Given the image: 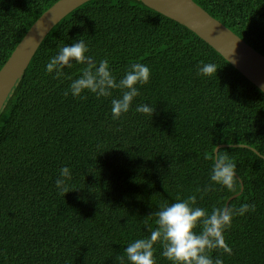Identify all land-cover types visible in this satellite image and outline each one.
Returning a JSON list of instances; mask_svg holds the SVG:
<instances>
[{"label":"trees","instance_id":"trees-1","mask_svg":"<svg viewBox=\"0 0 264 264\" xmlns=\"http://www.w3.org/2000/svg\"><path fill=\"white\" fill-rule=\"evenodd\" d=\"M57 1L0 0V69ZM193 1L264 55V0ZM81 38L117 79L132 63L150 69L118 119L112 97L64 95L84 65L58 78L44 70L59 47ZM201 62L217 73L198 75ZM141 103L152 116L134 111ZM217 154L236 165L232 190L209 180ZM62 166L71 171L65 195L55 188ZM190 195L209 212L254 205L224 232L231 254L209 255L264 264V94L195 33L142 2H86L46 36L0 112V264H121L127 244L156 227L160 205ZM160 251L157 242L156 264H169Z\"/></svg>","mask_w":264,"mask_h":264},{"label":"clouds","instance_id":"clouds-1","mask_svg":"<svg viewBox=\"0 0 264 264\" xmlns=\"http://www.w3.org/2000/svg\"><path fill=\"white\" fill-rule=\"evenodd\" d=\"M88 44L84 39H76L71 44L59 47L56 53L48 58L44 65L47 74L54 78L63 75L64 68H72L73 64H82L80 74L71 79L64 95L73 98L81 97L87 92L96 98L112 97L110 113L112 119H118L129 112L133 101L139 95L138 85L148 83L150 69L144 63H132L122 77L117 79L108 60L93 61L88 55ZM215 63H203L197 69V74L211 77L217 73ZM120 90L118 96H113V90ZM259 91L264 94V85ZM134 111L141 114L153 115L154 109L150 104H137ZM71 171L67 166L58 170L55 179V188L61 195L70 192L68 181ZM209 180L212 184L232 190L237 182L236 165L226 156L217 154L212 164ZM208 188H205L207 191ZM196 197L187 196L177 198L174 202L164 203L154 213L155 225L146 237L132 240L124 248L121 264H156L154 258V245L159 242L160 256L169 264H223L220 258H213L209 253L214 249H222L224 253L231 254V248L226 244L224 232L231 226L234 216H243L246 212L254 210V205L242 203L238 208L230 206L213 207L207 211L202 207L194 206Z\"/></svg>","mask_w":264,"mask_h":264},{"label":"water","instance_id":"water-1","mask_svg":"<svg viewBox=\"0 0 264 264\" xmlns=\"http://www.w3.org/2000/svg\"><path fill=\"white\" fill-rule=\"evenodd\" d=\"M89 1L58 0L34 22L0 69V112L50 31L69 13ZM138 1L191 30L257 88L264 85V55L193 0Z\"/></svg>","mask_w":264,"mask_h":264}]
</instances>
